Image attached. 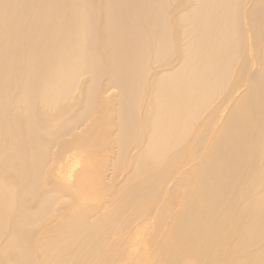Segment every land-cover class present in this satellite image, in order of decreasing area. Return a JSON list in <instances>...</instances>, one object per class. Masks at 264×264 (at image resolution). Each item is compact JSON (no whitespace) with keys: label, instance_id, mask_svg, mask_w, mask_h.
<instances>
[{"label":"bare ground","instance_id":"bare-ground-1","mask_svg":"<svg viewBox=\"0 0 264 264\" xmlns=\"http://www.w3.org/2000/svg\"><path fill=\"white\" fill-rule=\"evenodd\" d=\"M137 262L264 264V0H0V264Z\"/></svg>","mask_w":264,"mask_h":264},{"label":"rangeland","instance_id":"rangeland-1","mask_svg":"<svg viewBox=\"0 0 264 264\" xmlns=\"http://www.w3.org/2000/svg\"><path fill=\"white\" fill-rule=\"evenodd\" d=\"M184 192H186V190H184ZM137 264H141V262H137Z\"/></svg>","mask_w":264,"mask_h":264}]
</instances>
